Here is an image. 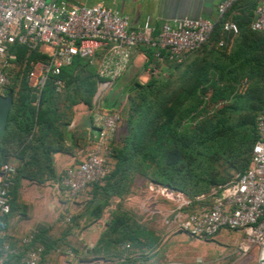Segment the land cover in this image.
<instances>
[{
    "label": "trees",
    "instance_id": "16d2710c",
    "mask_svg": "<svg viewBox=\"0 0 264 264\" xmlns=\"http://www.w3.org/2000/svg\"><path fill=\"white\" fill-rule=\"evenodd\" d=\"M254 7V0L234 1L221 18L213 21V29L206 42L198 49L187 52L179 62L167 60L163 53L162 61H156L152 57L153 48L144 45L135 47V52L145 57L144 66L156 69L163 64L179 66L190 53L202 50L207 44L217 46L221 53L228 39L233 38L239 43L230 62L225 65L216 64L218 74L211 86L216 83L220 89L211 92L210 99L216 97L221 100L222 105L205 113L200 124L191 125V122L192 114H195V110L200 106L199 99L203 98L202 83L207 82L205 60L202 59L193 72L188 64L189 76L192 79L190 87L172 97V100H167L152 114L150 110L153 104L150 98L155 79L149 75L143 85H137L135 98L128 103L127 135L121 142L116 143L115 131L108 143L109 153L105 156L107 174L89 184L77 197H86L85 209L93 201L96 202L91 205L90 211L85 212L87 217L99 218L107 207L109 198L121 196L123 187L121 189L120 186L126 179V173L137 169L136 164L140 162L151 168L149 175L143 174L150 180L148 183L165 186L182 194L189 201V205L183 209L186 212L200 207L195 203L200 200L198 197H203L202 193L208 188L213 186L216 189L228 182L227 177L219 176L209 168L210 163L224 160L237 173H242L247 168L251 147L257 139L255 119L264 98V53L256 54L250 47L251 41L264 38L248 27L253 18ZM225 21L236 25V34L222 30ZM9 52L14 56L13 65L24 62L20 77L11 75L13 66L7 71L8 84L2 89L3 94L12 92L7 123L0 132V165L9 162L8 159H13L16 164V174L8 190L11 209L19 179L35 184L56 181L65 194L60 185L63 171L58 176L54 174L51 157L57 152L73 154L70 148L74 144L64 145L65 141L71 139V134L65 131L70 111L61 123V114L57 109V91L59 88L77 84L75 93L82 96L80 102L91 107V96L99 79L92 60L74 58L60 69L57 76L48 77L40 91L36 92L27 85L25 74L29 63L46 62L47 57L36 49L28 50L19 45H11ZM243 78L245 80H242ZM16 80L19 83L17 89L14 87ZM55 80H59V86L54 84ZM102 98L98 101L100 109L117 112L120 123V111L113 110L115 102L104 99L101 103ZM93 107L94 103L91 112ZM222 135H227L228 138L221 140ZM146 139H150L149 145L144 144ZM12 144L15 146L13 153L10 152ZM97 196L102 199L98 201ZM64 197L69 201L77 199L70 200L66 194ZM9 214L10 210L8 215L0 216L1 225L6 222ZM71 216L64 215L58 221L61 225L69 226L71 219L75 218ZM65 218H68V222L64 221ZM31 231L32 244L42 246L44 254L49 249L61 247L52 245L54 240L46 235L48 228L45 226H37ZM4 239V236H0V244ZM157 242L158 236L152 230L138 221L130 211L116 204L109 212L105 228L90 250L89 256L102 261L125 257L127 262H131L134 255L139 257L140 253L152 250ZM8 243L14 245L15 241L10 239ZM118 247H121L122 253L118 252ZM66 248L68 247L63 246V249Z\"/></svg>",
    "mask_w": 264,
    "mask_h": 264
},
{
    "label": "built area",
    "instance_id": "2783aa9c",
    "mask_svg": "<svg viewBox=\"0 0 264 264\" xmlns=\"http://www.w3.org/2000/svg\"><path fill=\"white\" fill-rule=\"evenodd\" d=\"M234 1L217 0L216 19L221 18ZM254 1L253 18L248 27L264 36V0ZM213 25L209 19L181 17L161 23L157 29L150 25L149 19L131 27L126 17L102 4L85 6L62 0H0V94L8 84L7 71L14 63V56L9 52L11 45L36 49L47 57L46 62L29 63L25 74L27 85L36 92L48 77L57 76L74 58L92 60L96 65L99 80L93 98L94 132L90 146L77 163L63 170L60 178L68 199H76L89 184L108 172L105 156L109 153L107 146L116 131L119 115L101 110L98 99L127 69L135 47L153 48L152 57L156 61H162L163 53L167 60L179 62L187 52L206 42ZM222 30L237 33V27L231 21H225ZM151 70L155 71L154 68ZM54 84L59 86V80ZM255 129L257 139L251 147L247 168L224 185L212 189L208 206L186 212L183 209L189 201L182 194L152 183H148L146 190L150 198H159L172 205L160 217L166 229L191 238L211 237L223 229L240 232L239 255L244 256L254 249L257 264H264V98L255 119ZM15 174V163L0 165V216L9 213L8 190ZM64 221L68 222V218ZM31 232L15 240L14 245L8 243L10 238L1 242L0 264H53L44 258L42 246L32 244ZM95 264L131 263L122 257Z\"/></svg>",
    "mask_w": 264,
    "mask_h": 264
},
{
    "label": "rangeland",
    "instance_id": "374dc122",
    "mask_svg": "<svg viewBox=\"0 0 264 264\" xmlns=\"http://www.w3.org/2000/svg\"><path fill=\"white\" fill-rule=\"evenodd\" d=\"M142 65L143 62L141 60L137 64V66H128L127 69L114 81L112 86H110V88L101 93L99 96L98 100L103 97L101 103H103L104 99H107L108 101L113 100L115 102L113 110L120 111L121 121L115 134L116 143L121 142L122 139L127 135L126 120L128 116V103L130 100L135 98L134 93L136 92L137 85H143L148 80L149 75H151L156 81L153 87L152 97L150 98L153 104L150 110L151 114L159 107H162V105L167 100H172V97H176L183 91L187 90L192 82L188 70V57H186L183 63L179 66L163 64L160 67L156 68L155 71L151 69H149L148 71H144V69H142ZM23 67L24 62L15 63L13 65L11 75L14 76L16 74L18 75V77H20V71L23 69ZM17 81L18 80H16L14 83L15 89H17L19 85ZM212 81L213 80L210 79L207 80V82L202 83V91L204 93L203 98L199 99L201 108L199 106L195 110V114H192L193 120L192 122L190 121L191 125H195L197 123L200 124V122H202L204 119V115H206L208 111H210L211 109L219 108L222 105L220 99H217L216 97H214V99H210V96H212L211 92H216L217 89H220L218 86L219 84L215 83L214 86H211ZM76 90L77 84H72L68 87L59 88L57 91V109L61 114V123H63L67 118L69 111L76 107H79L80 110H85L89 114L92 113L91 107L94 102L93 98L95 96L96 89L91 96V107H87L86 105L82 104V102H80L82 96L76 94ZM138 101H140V99ZM138 101L137 105H139ZM79 135V133H76L77 137H79ZM227 138V135H222L220 137L221 140ZM149 143L150 139H146L144 144L149 145ZM11 147L13 148H11L10 152L13 153V151H15V146L12 144ZM84 147V141L82 142V140H80L79 144L74 146V152L77 153L80 150L81 151L77 154L73 153L72 151L73 154L69 156H78L76 158V161H79L84 153V151H82ZM8 161L11 163H15L13 159H8ZM134 163L136 164V160H134ZM136 165H138L137 169H135L134 171H128L126 173V179L123 181V183H121L120 188L123 187V190H121V196L118 198H109L107 207H105L103 211V214H106V217L111 211L109 207H114L116 204H119L123 208L130 211L138 221L141 220V215L144 216V213L139 214V212H137V208L135 207L138 204V200H144L145 194L143 189L146 183H148L150 180L143 174L146 173V175H149L151 172V168L144 162L137 163ZM209 168H211L212 171L216 172L217 175L227 177L228 181L237 174V171L234 170V168L224 160H219L218 162L213 164L210 163ZM214 188L215 187L211 186L206 192H203V197L198 200L195 205H208L210 202V193ZM62 193L63 190L58 186L56 181H46L43 184H35L23 179H19L8 218L14 220L15 226L19 225L23 228L28 225H35L37 222L43 223L44 225L52 228L60 222L58 221V219H61V217H63L64 215H74L70 214L67 211L65 207L66 203L64 201L65 198L63 197ZM97 197L98 201L99 199H102V197ZM95 203V201L90 203L87 209L84 210V212L90 211L92 207L91 205H95ZM51 206L54 207V210H52ZM137 207L138 209H141L142 204H138ZM47 211L48 213L52 214V218L48 223H44L43 220H40V214ZM72 216L71 218L74 217ZM154 218L155 220H157V217ZM77 220L78 219L75 217L71 219V223L69 222V226L63 224L59 227L57 226L59 230H57L56 232L54 230L52 233L53 235L58 234L60 235V237L57 240L55 238H52L54 240V242H52V245H54L55 247H70V244L68 242H65L64 240H61V238L68 234L73 235V233L75 232H81L86 227V223L88 222L87 220L79 223ZM1 227L2 225L0 224V228ZM206 243L212 244L206 245ZM217 246H219V244L216 243V240L213 241L209 239L204 240L187 238V236H185L184 234L177 235V239L173 238V235H169L167 237H161L160 235H158L157 245L152 250L147 251L146 253H140V256L132 263L157 264L159 261L164 259H174L180 264H223L213 263L209 260L210 257L218 255L219 250H217ZM73 252H75V250H73ZM118 252L122 253L121 247H118ZM204 253H208L211 256H202L204 255ZM165 255H167L168 257ZM106 261H109V259H107Z\"/></svg>",
    "mask_w": 264,
    "mask_h": 264
},
{
    "label": "crops",
    "instance_id": "0c3cea01",
    "mask_svg": "<svg viewBox=\"0 0 264 264\" xmlns=\"http://www.w3.org/2000/svg\"><path fill=\"white\" fill-rule=\"evenodd\" d=\"M68 4H83L85 6H91L94 4H102L108 8L117 10L122 16L126 17L131 27H136L140 25L145 19H149L150 25L155 29L163 22H171L175 19L181 17L190 18H205L211 21L216 19L215 6L217 0H62ZM251 46L254 53H264V38L251 41ZM238 41L231 38L225 43L224 49L219 52L217 46L213 44H207L202 50H198L194 53L188 55V64L190 66V71L193 72L198 67L199 62L203 59L206 65V79H215L218 74L216 69V64L225 65L235 56V51L238 48ZM142 60V69L149 70V66H144L146 62L145 57L141 53L132 51L130 56L129 66H137V64ZM242 80H245L243 78ZM222 84V83H221ZM65 131L71 134V139L65 141L64 145L69 146V144L78 145L80 140L84 141L85 147L82 151L89 148L91 136L94 132V126L92 124V113H88L85 110H80L79 107L73 108L70 111V119L65 127ZM79 133V137L76 136ZM74 145L72 148L73 153H75ZM81 151V150H80ZM79 151V152H80ZM77 152V153H79ZM75 153V154H77ZM72 154L65 153H54L51 157L52 169L56 176L59 175L64 169L73 163L77 162L76 158L69 156ZM80 155V154H79ZM75 156V155H74ZM146 185L144 186V200H138V204H142L141 209H138L141 215L140 222L143 223L148 229L152 230L157 236L167 237L173 235V238L177 239V235L183 234L180 232H172L166 229L160 222L161 215L167 213L172 205L162 199L150 198L149 193L146 190ZM63 197L65 196L63 191ZM65 198V197H64ZM146 198V199H145ZM86 197L80 196L75 201H69L65 198V207L70 214H74L79 223L84 221L86 227L81 232H75L73 235H65L61 238L65 242H68L70 247L63 249L59 247L57 249H49L45 252L44 258L53 264H95L100 259L92 258L89 256V252L96 243L100 234L105 228L106 214H101L97 219H92L86 216L84 210L86 208L85 203ZM63 203V204H65ZM52 207V206H51ZM110 209L113 207L110 206ZM54 210V207H52ZM154 217H157L155 220ZM52 218V214L47 212H42L40 214V220L44 223H48ZM39 224V225H38ZM60 222L55 226L48 227L43 223L37 222L32 226H25L24 228L19 225H14V220L8 218L5 223L2 224L0 228V236H4L12 241L17 240L21 236L25 235L27 232L35 229L37 226H45L48 228L46 235L55 238L56 240L60 237L58 234L53 235L60 226ZM58 226V227H57ZM185 235V234H184ZM187 236V235H185ZM242 234L237 231L220 230L211 237L207 238H193V239H206V240H216L217 250H219L218 255L210 257V262L213 263H223V264H257V253L256 250H251L244 256H240L237 252V245L241 239ZM187 238H191L188 237ZM212 243H206L209 245ZM75 252H73V250ZM207 252V251H206ZM167 254V253H166ZM167 256V255H165ZM202 256H211L208 253H204ZM168 257V256H167ZM138 256L134 255L132 262L137 259ZM180 264L174 259H164L159 261L157 264Z\"/></svg>",
    "mask_w": 264,
    "mask_h": 264
},
{
    "label": "water",
    "instance_id": "95a60500",
    "mask_svg": "<svg viewBox=\"0 0 264 264\" xmlns=\"http://www.w3.org/2000/svg\"><path fill=\"white\" fill-rule=\"evenodd\" d=\"M11 103V91H7L5 94H0V132L4 130L7 123Z\"/></svg>",
    "mask_w": 264,
    "mask_h": 264
}]
</instances>
